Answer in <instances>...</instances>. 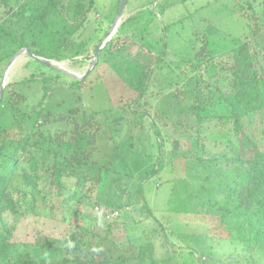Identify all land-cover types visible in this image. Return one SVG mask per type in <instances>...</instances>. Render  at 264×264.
Listing matches in <instances>:
<instances>
[{"label":"trees","instance_id":"16d2710c","mask_svg":"<svg viewBox=\"0 0 264 264\" xmlns=\"http://www.w3.org/2000/svg\"><path fill=\"white\" fill-rule=\"evenodd\" d=\"M9 1L0 0L4 8L0 17V79L21 50L47 63H60L83 55L92 41L82 32L94 0H20L15 7H10ZM239 9L246 26L239 44L217 58L204 42L188 63L190 73L181 76L179 71L176 82L168 86L173 89L167 95L171 111L153 115L170 122L174 131L192 144L190 150L175 154L185 156L187 166L181 169L188 179L189 188L186 185L184 189L193 213L214 225L213 232L203 238L238 248L234 255L215 261L209 255L194 256L188 251L195 264H264V147L260 146L264 139L249 136L242 123L246 118L257 119L264 135V10L257 15L249 2ZM122 28L123 24L119 25L117 33L122 35ZM97 47L90 52L93 56ZM25 55L35 72L6 84L0 100V114L7 115L4 119L0 115V264H177L173 258L178 262L180 257L176 260L168 255L173 246L168 238L174 234L153 217L144 199L140 200L144 211L152 219L153 229L160 232L152 239L167 252L161 259L149 240L113 239L114 229L122 226L114 220L120 216L117 201L114 206L89 199L114 164L115 151L109 158L98 157L99 113H87L80 107L58 113L47 108L55 89L73 87L60 77L68 76L81 87L93 68L77 78L55 64ZM189 75L193 78L186 79ZM145 90L120 107L123 116L115 120L127 126L133 121L142 127L149 114L136 109ZM210 124L221 126L224 133L210 135ZM150 131L159 138L153 124ZM210 140L212 146L208 147ZM221 144L223 150L212 151ZM155 173L159 166L146 174L145 181ZM51 197L57 205L48 206ZM86 200L98 217L91 226L78 223L61 239L21 245L13 241L20 218L30 214L47 217L51 215L46 212L49 207V211H63L71 204L82 206ZM113 213L117 215L111 218ZM175 248L182 251V245Z\"/></svg>","mask_w":264,"mask_h":264},{"label":"rangeland","instance_id":"374dc122","mask_svg":"<svg viewBox=\"0 0 264 264\" xmlns=\"http://www.w3.org/2000/svg\"><path fill=\"white\" fill-rule=\"evenodd\" d=\"M19 1L10 0L8 3L10 7H15ZM117 1L94 0V7L82 32L84 38L92 37V41L83 55L73 61H53L60 69L81 78L91 68L93 55L90 52L95 46L101 49L108 44L103 52H99L96 66L81 87L68 76L59 78L68 87H73L55 89L47 101V108L58 113L80 107L87 113H99L98 157L109 158L115 151L114 164L89 199L98 198L107 205H114L115 201L120 204V216L114 220L122 226L112 233L116 242L140 239L143 243L149 240L158 259L167 254L160 248L159 241L152 239L160 232L153 229V221L144 211L140 201L144 199L153 217L163 224L167 232L174 234L168 238L173 245L168 248L171 252L168 255H173L176 260L180 257L179 263L195 264L187 255L188 251H192L194 256L209 255L214 261L234 255L237 246L226 241L212 243L203 238L213 232L211 228L214 225L193 213L184 189L186 185L189 188L188 179L181 169L182 165L187 166L183 162L185 156L175 154L190 150L192 144L183 135L177 134L170 122L155 119L153 115L171 111L167 95L173 89L168 86L176 82L175 76L180 72L181 76L190 73L188 63H192L202 44L207 43L208 51L216 57L236 47L239 38L246 32L240 6L246 8L249 2L252 10L260 15L264 10V0H126L119 24L116 30L110 32ZM3 9L0 2V17ZM121 24L122 35L117 33ZM33 72L35 68L29 66L28 57L22 53L7 69L4 79L2 74L0 87L27 78ZM190 78L193 76L189 75L186 79ZM143 89H146L144 97L136 109L139 113L146 110L149 114L143 126L139 127L133 121H129L127 126L120 123V119L115 120L117 116H123L120 107L129 104ZM6 116L1 115V118ZM242 123L249 136L256 140L260 137L264 139L257 119L246 118ZM151 124L157 128L159 138L152 135ZM213 125L207 128L210 135L224 133L221 126ZM211 144V140L209 144L207 141L208 147ZM222 145L215 146L212 151L223 150ZM260 146L264 147V142ZM154 166H159V173L145 181L146 174ZM48 201V206L57 205L55 197L48 198ZM89 203L86 200L82 206L71 204L63 211L56 208L51 212L49 207L46 212L51 215L47 217L31 214L22 217L17 222L13 241L21 245L47 238L61 239L78 223L91 226L98 217L88 206ZM5 218L9 224L13 223L10 216ZM189 236L200 239L194 240ZM181 245L179 253L175 247ZM178 262L173 258V263Z\"/></svg>","mask_w":264,"mask_h":264},{"label":"water","instance_id":"95a60500","mask_svg":"<svg viewBox=\"0 0 264 264\" xmlns=\"http://www.w3.org/2000/svg\"><path fill=\"white\" fill-rule=\"evenodd\" d=\"M125 3H126V0H119L118 8H117V12H116V15H115L114 22H113V24H112V26H111V28H110V30H109L110 32L116 30V28H117V26H118V24H119L120 16H121L122 11H123V9H124ZM110 32H109V33H110ZM99 52H100V48H98V49L95 51L94 56H93V62H92L91 68H90L89 70H91V69L94 67V65L96 64V61H97V57H98ZM22 53H26L28 56L34 58L35 60H38V61H40V62H45V63H47L46 61H43V60H41V59H38V58L33 57V55H32L28 50H21V51L17 52V53L11 58V60L9 61L8 65H7V67H6V70H5L4 74H3V79L5 78V75H6L5 73L7 72V69H8V68L14 63L15 59L18 58ZM47 64H49L50 66H55L53 63H47ZM89 70H87V72H88ZM3 88H4V85L0 87V100H1V97H2V91H3Z\"/></svg>","mask_w":264,"mask_h":264},{"label":"built area","instance_id":"2783aa9c","mask_svg":"<svg viewBox=\"0 0 264 264\" xmlns=\"http://www.w3.org/2000/svg\"><path fill=\"white\" fill-rule=\"evenodd\" d=\"M117 215V213H113L112 215H111V218H113L114 216H116Z\"/></svg>","mask_w":264,"mask_h":264}]
</instances>
